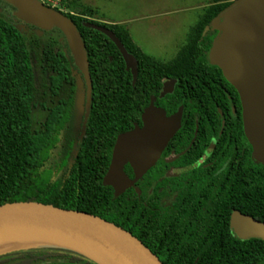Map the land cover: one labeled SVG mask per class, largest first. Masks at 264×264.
<instances>
[{"label": "trees", "instance_id": "16d2710c", "mask_svg": "<svg viewBox=\"0 0 264 264\" xmlns=\"http://www.w3.org/2000/svg\"><path fill=\"white\" fill-rule=\"evenodd\" d=\"M231 4L232 0H214L171 62L145 54L122 28L66 14L85 43L93 83L91 113L82 133L85 84L63 34L19 21L16 9L0 0V206L38 202L83 211L137 235L147 245L141 236L145 233L144 212L134 211L137 205L144 207V190L142 198L134 190L116 196L104 184L113 148L119 135L142 125V114L152 105L171 112L180 107L201 109L196 91L200 79L212 77L232 87L208 60L217 35L211 23ZM89 22L112 30L138 60L136 85L116 45L88 28ZM166 80L178 83L172 94L160 98ZM79 91L82 112L73 124ZM233 173L240 175L234 181L233 208L264 223V165L252 159L250 149L248 165L234 168ZM136 221L139 234L134 232ZM166 249L162 247L161 254ZM170 249L179 258L164 259V264L264 262V241L260 239L234 237L231 245L184 244ZM0 264L98 263L60 246L21 244L0 248Z\"/></svg>", "mask_w": 264, "mask_h": 264}, {"label": "water", "instance_id": "95a60500", "mask_svg": "<svg viewBox=\"0 0 264 264\" xmlns=\"http://www.w3.org/2000/svg\"><path fill=\"white\" fill-rule=\"evenodd\" d=\"M2 1L16 9L19 21L45 32L58 29L63 34L84 79L86 103L82 133H85L92 108L93 83L86 46L77 26L66 14L40 0ZM86 26L106 35L116 45L136 85L139 62L117 35L92 22ZM211 27L217 35L208 52L209 63L218 67L238 92L252 159L264 165V0H236L212 21ZM175 84L176 81L165 84L161 97L172 94ZM183 110L180 107L169 117L164 109L152 105L142 114L141 127L118 136L104 177V184L112 187L116 196L134 187L156 163L181 129ZM126 165L133 169L134 179L126 174ZM230 226L241 240L264 241V223L252 216L235 210ZM23 235H33L36 240L17 241ZM21 244L60 246L98 264H164L142 241L114 223L83 211L38 202L0 206V248Z\"/></svg>", "mask_w": 264, "mask_h": 264}, {"label": "flooded vegetation", "instance_id": "af4514ba", "mask_svg": "<svg viewBox=\"0 0 264 264\" xmlns=\"http://www.w3.org/2000/svg\"><path fill=\"white\" fill-rule=\"evenodd\" d=\"M171 81H176V87L177 80H166L160 98L165 97H161L165 84ZM232 87L212 77L200 79L196 91L202 108L183 110L182 124L187 125L181 126L137 184L126 190H134L141 198L144 190V207L137 205L134 211L144 212L145 233L141 236L162 262L179 258L172 246L231 245L236 237L230 220L235 211L234 181L240 175L233 171L248 165L252 147L244 134L241 99ZM177 111L166 114L170 117ZM125 172L135 178L130 165ZM138 231L136 221L134 232ZM162 247L168 248L164 254Z\"/></svg>", "mask_w": 264, "mask_h": 264}, {"label": "rangeland", "instance_id": "374dc122", "mask_svg": "<svg viewBox=\"0 0 264 264\" xmlns=\"http://www.w3.org/2000/svg\"><path fill=\"white\" fill-rule=\"evenodd\" d=\"M64 14L126 30L145 54L171 62L186 46L214 0H40ZM236 0H232V3ZM82 94L76 96L73 124L81 115Z\"/></svg>", "mask_w": 264, "mask_h": 264}, {"label": "bare ground", "instance_id": "6f19581e", "mask_svg": "<svg viewBox=\"0 0 264 264\" xmlns=\"http://www.w3.org/2000/svg\"><path fill=\"white\" fill-rule=\"evenodd\" d=\"M31 240H36V238L33 235H23L17 241H31ZM83 251H85L86 253H88V254H90V255L95 257L94 254H92V253H90V252H88L86 250H83ZM96 258L98 259V257H96Z\"/></svg>", "mask_w": 264, "mask_h": 264}]
</instances>
